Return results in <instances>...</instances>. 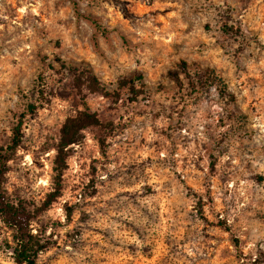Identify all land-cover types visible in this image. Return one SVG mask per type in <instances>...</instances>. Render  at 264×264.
Listing matches in <instances>:
<instances>
[{
    "label": "rangeland",
    "instance_id": "1",
    "mask_svg": "<svg viewBox=\"0 0 264 264\" xmlns=\"http://www.w3.org/2000/svg\"><path fill=\"white\" fill-rule=\"evenodd\" d=\"M6 149L3 204L30 213L38 264H264V0H0ZM5 220L0 264H19Z\"/></svg>",
    "mask_w": 264,
    "mask_h": 264
},
{
    "label": "trees",
    "instance_id": "2",
    "mask_svg": "<svg viewBox=\"0 0 264 264\" xmlns=\"http://www.w3.org/2000/svg\"><path fill=\"white\" fill-rule=\"evenodd\" d=\"M73 6L75 9V12L77 16L83 17V14L79 11V9L76 6V3L73 1ZM85 17V16H84ZM91 21V23L94 25L95 30L97 32H100L101 34L106 33V29L102 27V25L92 17H87ZM183 65H185L184 62H182ZM66 71L68 72H75L77 70L76 67L70 66V65H64L61 64ZM89 81L94 85L95 83L99 84L97 81L95 75L91 72H89L88 75ZM140 79V77L138 78ZM130 86L127 82H124V85L121 87H128L130 90H134V86L132 85L133 81L130 82ZM195 83L199 87H203L204 85L214 86L219 93H224L226 91V84L224 83L223 79L213 70L209 68H205L200 73V76L198 79L195 80ZM127 85V86H126ZM99 89V86H95L90 88L91 91L95 92ZM40 93H42V90H40ZM36 109V104L30 103L27 105V113H32ZM26 112H23L20 114L16 125L13 127V135L11 138V144L8 145V149L14 150L19 144L21 140V126L23 124L24 115ZM81 115H84L82 118L80 115L76 116L75 118L69 120V123L73 125V131L70 133L68 130V127L66 123L61 129V136L60 141L57 147V153L61 154L63 149L71 142L75 141V134L79 131L84 129L85 127H88L89 125H92L96 118L93 114L86 111L83 112ZM7 149L3 154H0V187L2 183V179L4 177V174L6 172L7 167V161H8V154ZM56 157V155H55ZM63 165V164H62ZM58 174L61 173V170L57 171ZM53 191L48 194L47 200L43 202V208L46 209L55 198H57L60 194L61 184L60 182H55ZM0 214L5 217V223L7 225H12L17 229V235H16V244L14 246V258L17 263L19 264H38L37 257L40 251L44 249L43 245L38 242V239L35 235L29 232L27 230V227L29 225V222L31 220L30 213L27 211L24 205L19 204L17 208L11 207L10 210H8V206L6 204H3L6 199L4 195L0 192Z\"/></svg>",
    "mask_w": 264,
    "mask_h": 264
},
{
    "label": "clouds",
    "instance_id": "3",
    "mask_svg": "<svg viewBox=\"0 0 264 264\" xmlns=\"http://www.w3.org/2000/svg\"><path fill=\"white\" fill-rule=\"evenodd\" d=\"M213 2L215 4H218V5H221V6H223L225 4V0H213ZM228 2L231 3L232 0H228ZM13 101H15V97H13ZM42 183H48L47 178L44 181H42Z\"/></svg>",
    "mask_w": 264,
    "mask_h": 264
}]
</instances>
